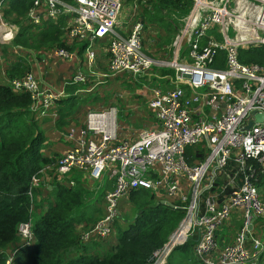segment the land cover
Listing matches in <instances>:
<instances>
[{"label": "built area", "instance_id": "1", "mask_svg": "<svg viewBox=\"0 0 264 264\" xmlns=\"http://www.w3.org/2000/svg\"><path fill=\"white\" fill-rule=\"evenodd\" d=\"M138 6L129 0H34L28 19L37 26L63 15L65 39L85 43L88 70L95 63L93 42L108 38L109 72L101 74L131 77L154 63L142 44ZM181 21L173 58L158 62L173 68L174 76L157 74L168 81L153 88L148 102L155 125L141 128L133 139L120 137L113 109L90 110L83 128H70L66 134L72 144L40 171L48 168L58 177H68L70 184L76 171L90 180L103 182L106 173L113 179V187L105 192L106 214L86 230L89 236H81L83 240H103L111 234L119 199L127 190L155 189L183 208L184 215L164 247L153 253L151 264H165L172 248L189 238L195 240V255L211 257L217 248V230L235 209L241 210L243 224L216 260L207 263L257 264L264 240L247 225L253 216L264 215V196L255 183L256 168L248 161L264 162V65L242 62L238 48L264 44V0H192ZM8 27L3 39H12L17 31L12 24ZM184 44L187 51L179 54ZM56 51L75 54L64 48ZM221 51L223 66L217 63ZM84 70L78 68L70 78L84 83ZM8 83L30 93L31 107L39 117L49 115L48 109L64 94L63 88L53 92L41 86L31 71ZM256 112L262 114L261 120L255 119ZM249 120L252 124L246 127ZM192 145H198L202 154ZM31 183H38L36 176ZM19 232L22 244L32 242L31 219L19 225ZM13 252L0 264H11Z\"/></svg>", "mask_w": 264, "mask_h": 264}, {"label": "trees", "instance_id": "2", "mask_svg": "<svg viewBox=\"0 0 264 264\" xmlns=\"http://www.w3.org/2000/svg\"><path fill=\"white\" fill-rule=\"evenodd\" d=\"M33 1L2 2V15L17 27L11 43L26 50L27 54H32V50L40 54L46 49L64 48L81 55L84 42H73L70 46L66 43L63 15L45 19L37 26L29 21L28 11ZM138 3L144 8L143 15L157 17L165 26L173 16L181 21L189 12L192 0H138ZM219 54L221 61L217 63L223 66L222 51ZM238 57L245 63L264 65V44L239 47ZM30 69L26 57L16 56L6 68L7 77H20ZM158 73L174 76V69L160 68ZM83 84L72 78L65 81L64 94L55 100L56 128L63 129L68 124V119L84 99L79 95ZM31 104L29 92L15 90L7 82L0 83V260L7 256V247L14 245L9 250L14 251L11 264H151L150 256L167 243L182 219L184 209L160 203L147 188L131 189L129 199L138 207L137 213L127 226H116V242L109 250L101 254L91 253L77 234L76 227L92 221L87 216L85 197L93 190L83 183V174L79 171L72 174V184L68 177H58L55 173L50 174L51 180H47V184L44 178L41 180L43 172L40 169L53 162L54 157L43 153L46 136L43 126L48 118L39 117ZM190 148L197 149L198 145ZM197 150L202 154V150ZM248 162L256 168L255 183L264 196V162L256 159ZM33 176L38 179L37 184L31 183ZM112 184L113 181L106 185L111 188ZM48 185L52 198L44 199L46 196H41V187L47 189ZM35 195L46 202H37L36 210H33ZM29 219L32 221L33 240L30 244H22L19 225ZM194 243L195 240L189 238L175 245L167 256V264H174L172 258L177 250L193 252ZM73 247L76 255L68 256L67 251ZM257 264H264V248Z\"/></svg>", "mask_w": 264, "mask_h": 264}, {"label": "rangeland", "instance_id": "3", "mask_svg": "<svg viewBox=\"0 0 264 264\" xmlns=\"http://www.w3.org/2000/svg\"><path fill=\"white\" fill-rule=\"evenodd\" d=\"M134 1L138 3V0H134ZM138 7H139V13L137 18L142 22V31H141L142 44L145 49V52L149 55V57L153 59L154 62L153 65L143 74L141 75L131 74V77L127 75H115V74L112 75L111 73L109 75H102L101 73L109 72L108 70L109 55L107 52L108 38H101V39L97 38L92 44V48L95 52V63L91 70L84 68L83 60L85 59V53L79 55V58L82 59V63L80 67L83 68V70L85 69L84 71L87 75V80L84 82L85 84L82 85L79 91L80 92L79 95L85 100L84 99L81 100L75 112L73 113V116L70 118V120L67 122L68 124L63 129L57 128L56 131H49L48 129L44 128L46 133L45 140L48 141L49 142L48 144H50L53 147L51 148L49 154L53 155L54 158H57L59 155H61L64 152V150L72 144V141L67 138L66 134L68 133L70 128H74L75 131L82 129L85 115L90 110L113 109L117 116V131H118V136L120 137L133 139L138 134L141 128H150L155 125L156 119L153 110L150 108L148 102L150 101V98L152 96L153 88L157 84H162L168 81L165 78L164 79L157 78L158 70L160 68H167V66L159 65L158 62L168 61L173 58L174 51L176 49L174 42L177 33L180 31L182 27V22L180 21V18H178L177 16H173L172 19H169L170 22H167L165 26H162L161 25L162 22L158 20L157 17L156 19H154L147 14L143 15L144 8L143 6H141V4H139ZM135 19L136 17L132 20ZM165 20L167 19L165 18ZM65 22H66L65 23V28H66L67 25L66 19ZM0 23H4L3 25L0 24V36H3L5 34L3 30L9 29L8 25H10V23L7 17H5L4 15L0 17ZM129 24L130 21L128 22V25ZM170 32L171 34L169 35ZM228 33L231 38H234V31L232 29H229ZM64 38H66L65 32H64ZM66 43L69 46L73 44V42L69 40H67ZM186 51H187V46L186 44H184L180 47L179 54L186 53ZM31 52L33 55L34 54L38 55L34 50H32ZM0 54H1L0 56L1 62H5L6 64V58H8L7 45L0 43ZM50 174H52L51 170H47L43 172L42 174L43 177L41 178V180L44 178L45 184H47V180H51ZM223 177L224 176H221V181ZM104 178L105 179L103 182L97 180H88V179L84 181L85 184L90 189L93 190L91 194L85 197L87 201L86 207L88 208L87 216L92 218V221L88 222L87 224L85 223L80 224L76 227L77 228L76 232L80 237L85 236L86 238H88L89 235H86V230L89 229L95 222H97L102 216L106 214L105 192L106 190L109 189V187L106 184L109 183L111 185V181H113V179L110 178L107 173L105 174ZM221 181H219L218 184H220ZM49 187L50 186H47V189L41 187V196L42 197L44 195L46 196L44 199L52 198V195L49 194V189H48ZM148 190L151 192V194L155 195L156 198H158V200L168 199L166 194L163 192L158 193L155 189H148ZM185 190L188 191L187 186L185 187ZM129 191L130 190H127L119 199L117 214L115 215L112 223L113 232H111L109 237L103 239L104 242H106L108 238L111 239L114 237L115 239L117 232L116 226H120V227L127 226V224L133 219L134 215L138 211V207L129 199ZM41 196L39 195L34 196V201L32 204L33 210H36L37 202L38 203L46 202V200H42ZM32 199H33V194H32ZM44 206L45 205H43V207ZM93 207L100 208V211L97 215H93V209H92ZM243 220L244 219L242 212L234 211L232 213L229 222L225 226H223L224 228H227L226 232L229 233L230 236V239L226 241L228 242L232 241L235 228L237 229L238 227H240L243 224ZM103 240H96L93 238V239L83 240V242L85 243L86 247H88L89 250H92L95 247V245H97L94 243V241L100 243L103 242ZM104 244L108 246L109 242ZM224 244L223 243L220 244L217 241V248L213 252V255L211 257L197 256L194 254V250L193 252L192 250L188 252L177 250L174 252L172 260L174 264H208L207 260H216L220 252V249L223 247ZM98 245H100L101 248H104L103 244H98ZM70 250H68L66 253L68 256L72 255L69 253ZM103 250H106V248L98 249L96 252L97 254H99ZM6 252L9 253V249H6ZM190 252L192 253L189 254ZM165 264H167V257Z\"/></svg>", "mask_w": 264, "mask_h": 264}, {"label": "crops", "instance_id": "4", "mask_svg": "<svg viewBox=\"0 0 264 264\" xmlns=\"http://www.w3.org/2000/svg\"><path fill=\"white\" fill-rule=\"evenodd\" d=\"M1 35H2V33H1ZM12 39H3V37L0 36V43L7 45V50H8V56H7L8 58H6V64H5V62H1V60H0V83H4V82L8 83L9 79L7 77L6 68L8 67V64H10L12 61H14L16 59V56H19V55L27 58V61L30 63V67H31L30 71L35 75L37 80L40 82L41 86L49 87L53 92H59L63 88V83L68 78H70L74 74V72L76 70H78V68H81L80 65L82 63V59L79 58V54H77V52H75V54H74V52H72L71 54H68V55H60V54H58L56 49L51 48L49 50H46L45 52L43 51L44 53L42 52L38 55H35V54L33 55L30 53L27 54L26 50H23L21 47L13 45L11 43ZM107 52H108V49H107ZM108 55H109V53H108ZM0 56H1V54H0ZM83 62H84V60H83ZM55 106H56V102H55L54 106H51L48 109V112H50V114L46 116L48 118V120L44 123V128L48 129L49 131H56V129H57L55 127V124H54L55 119L57 118V113L55 115L52 114L53 112H56ZM72 116L73 115H71V117ZM70 118L68 119V121L70 120ZM49 120H51V121H49ZM44 143L45 144L43 146V153L50 155L49 152L51 151V148H53V147L50 144H48L49 142L46 140ZM87 179L90 180L88 177H84L82 175V180H83L84 184H85L84 181H86ZM112 187H113V184H112ZM101 207H103V206H101ZM92 209H93V215H97L100 211L99 207H93ZM235 212H241V211H240V209L239 210L235 209ZM230 219H231V217H230ZM229 220L226 222V224L229 222ZM226 224L222 225L217 230V241L220 244H222V243L224 244L225 242H228L226 240L230 239L229 233L226 232L227 228L223 227ZM237 229L235 228L234 233ZM251 229H252V233H254L255 235L259 234L260 237L264 240V237H263V234H264V215H255ZM112 232H113V230H112ZM247 241L249 242V235H248ZM108 242H109V245L106 246V244H104V243H108ZM115 242H116V238L114 239V237L111 239L108 238L106 242H104V240H103V242H100V243H97V241H94V243L97 245H95V247H94L95 249L93 248L92 250H89V251L91 253H97L96 251L98 249L106 248V250H109L115 244ZM98 244H103L104 248H101L100 245H98ZM13 246L14 245H9L7 247V249L10 250L13 248ZM106 250L101 251V253H104V251H106ZM69 253L72 254L73 256L76 255L75 248L73 247L69 251ZM101 253H99V254H101Z\"/></svg>", "mask_w": 264, "mask_h": 264}, {"label": "water", "instance_id": "5", "mask_svg": "<svg viewBox=\"0 0 264 264\" xmlns=\"http://www.w3.org/2000/svg\"><path fill=\"white\" fill-rule=\"evenodd\" d=\"M255 119L256 120H261L262 119V114L259 113V112H256L255 113ZM252 124V120H249L246 127H249L250 125ZM160 203H164V204H167V205H170V206H173V203L168 200V199H160L159 200ZM255 218V216H253V218L251 219V221L248 223L247 225V228L250 230L252 228V223H253V219ZM151 261L153 259V254L150 256L149 258Z\"/></svg>", "mask_w": 264, "mask_h": 264}, {"label": "clouds", "instance_id": "6", "mask_svg": "<svg viewBox=\"0 0 264 264\" xmlns=\"http://www.w3.org/2000/svg\"><path fill=\"white\" fill-rule=\"evenodd\" d=\"M48 186H50V185H48Z\"/></svg>", "mask_w": 264, "mask_h": 264}]
</instances>
